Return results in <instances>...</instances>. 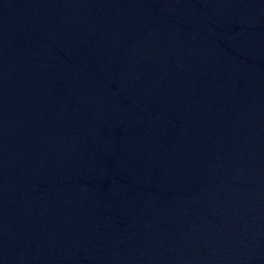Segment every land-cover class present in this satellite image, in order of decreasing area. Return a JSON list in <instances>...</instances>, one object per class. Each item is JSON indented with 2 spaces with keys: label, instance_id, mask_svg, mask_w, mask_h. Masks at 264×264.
<instances>
[{
  "label": "water",
  "instance_id": "95a60500",
  "mask_svg": "<svg viewBox=\"0 0 264 264\" xmlns=\"http://www.w3.org/2000/svg\"><path fill=\"white\" fill-rule=\"evenodd\" d=\"M0 264H264V189L134 124L0 88Z\"/></svg>",
  "mask_w": 264,
  "mask_h": 264
}]
</instances>
